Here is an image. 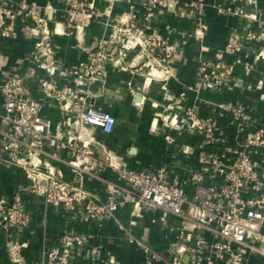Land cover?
Here are the masks:
<instances>
[{"label": "crops", "instance_id": "obj_1", "mask_svg": "<svg viewBox=\"0 0 264 264\" xmlns=\"http://www.w3.org/2000/svg\"><path fill=\"white\" fill-rule=\"evenodd\" d=\"M83 1L88 18L74 22L68 20L62 0H0V85L9 77L23 79L26 98L40 105L49 134L62 145L55 149L42 143L36 156L98 203H114V211L86 221L46 205L30 193L22 168L7 162L0 135V200L15 204L28 217L22 228H0V264H14L12 247L26 262H42L63 235L82 241L70 264H229L228 253L215 249L226 243L216 223L198 227L153 205L134 206L121 175L164 170L190 202L210 191L219 193L221 178L209 173L213 159L229 168L245 152L264 177V149L241 146L247 135L264 127V0H201L199 11L183 4L196 0H181L173 11L147 10L143 0ZM21 5L33 7L43 24L36 25ZM198 19L206 27L201 35L194 32ZM130 22L171 49L165 72L144 66L136 47L124 57L96 63L100 68L89 80L87 68L95 63L97 45L110 52L106 42L111 29ZM2 31L9 35L2 36ZM44 37L49 63L39 54ZM232 39L238 49L226 52ZM218 52L232 68L223 85L213 90L199 83V68L202 61L212 63ZM41 81L61 91L70 89L78 101L110 114L111 131L76 123L72 105L46 99ZM236 108L245 120L241 132L232 115ZM189 111L215 126V143L207 145L201 133L186 127ZM71 145L89 154H81L85 159L75 163ZM244 257L248 264H264L263 255L247 249Z\"/></svg>", "mask_w": 264, "mask_h": 264}, {"label": "built area", "instance_id": "obj_2", "mask_svg": "<svg viewBox=\"0 0 264 264\" xmlns=\"http://www.w3.org/2000/svg\"><path fill=\"white\" fill-rule=\"evenodd\" d=\"M62 1L69 21L75 22L77 17L88 18L87 5L83 0ZM143 3L147 10L154 8L173 11L182 1L143 0ZM183 4L196 11L202 7L201 0ZM21 10H24L36 25L43 24L42 18L37 15L33 7L26 8L21 5ZM7 15L12 18L10 13L7 12ZM205 28L204 22L198 19L194 32L196 35H201ZM1 35L7 37L9 33L2 31ZM106 43L112 47V50L107 53L103 44L97 45L95 63L87 68L86 74L89 80L94 79L93 72L100 68L98 63L110 57H124L136 47L138 57L144 66L150 65L165 72L167 54L171 49L164 46L159 38L146 36L143 29L134 22L123 27H113ZM237 49L238 43L232 39L225 51ZM39 54L49 63L47 37H44L39 45ZM231 68L223 61L222 53L218 52L212 63L201 62L199 83L209 89H219L230 76ZM40 89L48 100L52 99L63 106L71 104L76 123L99 128L104 133L111 131L114 118L108 113L78 101L72 90H58L48 81H41ZM0 95L4 123V130L0 135L7 162L22 168L30 182V193L40 198L46 205L67 214L77 215L82 220L91 221L111 216L114 203H98L79 185L63 181L50 169L48 162L36 156L42 143L55 149L62 145H59L49 134L48 122L40 115V105L26 98L23 79L19 76L7 78L0 85ZM232 115L238 123L239 132L243 131L245 124V120L241 119L243 112L236 108L233 109ZM185 123L190 131L201 133L207 145L217 141L215 126L199 119L193 111L187 113ZM241 146L244 150L264 149V127L247 135ZM69 147L75 163H78L79 159H85L81 154H89L86 149L80 152L76 146ZM209 173L221 178L219 193L210 191L194 202L189 201L182 187L175 180L170 179L164 170L127 171L123 172L121 177L129 191V201L134 206L153 205L198 227L205 228L216 223L218 234L226 243L216 245L215 249L219 253H228L229 264H248L244 257L246 249L264 256V177L259 176L256 164L249 154L242 152L237 163L229 168L213 159ZM243 193L250 194V198H242ZM27 223L28 217L20 208L0 200V228H22ZM81 243L79 236L63 235L54 247L45 252L44 260L36 264H70L74 248ZM231 244L237 245V248L231 249ZM9 253L14 264H31L18 254L15 247H12ZM173 264L179 263L173 261Z\"/></svg>", "mask_w": 264, "mask_h": 264}]
</instances>
